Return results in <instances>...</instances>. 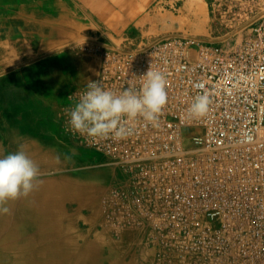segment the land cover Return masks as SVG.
<instances>
[{
  "label": "built area",
  "instance_id": "1",
  "mask_svg": "<svg viewBox=\"0 0 264 264\" xmlns=\"http://www.w3.org/2000/svg\"><path fill=\"white\" fill-rule=\"evenodd\" d=\"M252 18L236 46L170 34L105 48L76 92L77 103L89 81L139 90L150 68L166 77L158 127L138 117L126 139L73 132L118 171L113 221L142 224L164 264H264V13ZM200 94L209 110L190 118Z\"/></svg>",
  "mask_w": 264,
  "mask_h": 264
},
{
  "label": "rangeland",
  "instance_id": "2",
  "mask_svg": "<svg viewBox=\"0 0 264 264\" xmlns=\"http://www.w3.org/2000/svg\"><path fill=\"white\" fill-rule=\"evenodd\" d=\"M172 1L177 4L172 9L168 6L162 8L163 13L155 19L156 31L140 35L133 30L132 37L115 38L113 45L103 39L92 18L76 0H0L1 157L13 153V139L21 127L27 130L31 125H41L52 118L71 130L66 109L76 104L79 86L99 74L103 49L126 43L131 38L142 40L170 34L192 35L222 44L230 38V45L236 46L243 35L241 24L253 19L252 14L264 13V0ZM244 1L248 2L245 6L251 3L255 6L253 10H247L248 15L245 16L240 14ZM67 8H70L69 12ZM148 11L143 9L146 15ZM16 12L27 17L37 16L39 30L36 42L30 38V31L25 29H22L19 39L18 32L15 34L20 30L19 23H14L13 33L5 24ZM73 154L72 151L68 153L69 156ZM83 166L84 163L78 159L67 157L61 162L50 163L49 168L41 166L39 179L53 178L60 173H76ZM86 172L81 171V175ZM71 190L74 196L66 202L63 218L66 224L78 223L70 213L76 201ZM102 262L109 264V259Z\"/></svg>",
  "mask_w": 264,
  "mask_h": 264
},
{
  "label": "crops",
  "instance_id": "3",
  "mask_svg": "<svg viewBox=\"0 0 264 264\" xmlns=\"http://www.w3.org/2000/svg\"><path fill=\"white\" fill-rule=\"evenodd\" d=\"M76 1L92 18L103 39L113 45L116 43L115 38L131 36L133 30L140 35L156 31L154 22L163 13L162 8L166 9L168 6L172 9L177 4L172 0ZM245 2L242 11L253 10L255 6L252 3L245 6L248 3ZM69 9L67 8L68 12ZM143 9L149 10L147 15L143 13ZM17 15L22 16L21 12H16L9 22ZM29 17L35 20V24L31 23L29 34L36 42L38 18L33 15ZM8 27L13 33L14 26ZM22 29L28 30L20 26V30L15 31V34L18 32L20 35V40ZM66 127L63 122H55L49 118L45 123L31 125L27 130L21 127L20 133L14 136L13 153L22 145L40 170L41 166L49 168L50 163L72 157L84 163V170L81 171H87L84 176L79 171L39 179L40 183L35 191L28 197L17 199V210L25 212L24 215L29 211L31 217L28 222H20L19 243H30L33 250L45 244L47 251L50 244L60 245L67 264H77L79 260L82 264H103L102 260L105 258L109 259V264H164L158 247L142 224L132 218L127 222L113 221V217H120V212L115 209L112 193L113 188L122 183L118 171L102 153L80 145ZM71 151L74 154L69 156ZM77 151L80 154L77 155ZM71 188L76 201L70 213L78 219V223L66 224V219L63 220L66 202L74 196Z\"/></svg>",
  "mask_w": 264,
  "mask_h": 264
},
{
  "label": "clouds",
  "instance_id": "4",
  "mask_svg": "<svg viewBox=\"0 0 264 264\" xmlns=\"http://www.w3.org/2000/svg\"><path fill=\"white\" fill-rule=\"evenodd\" d=\"M139 90L126 88L119 95L104 89L99 81H89L87 91L71 109H66L74 133L93 138L126 139L134 134L128 125L138 117L158 127L159 115L168 102L167 80L163 73L148 70ZM210 105L207 94L195 96L187 109L190 118L204 117ZM39 166L21 145L14 153L0 157V213L9 214L6 205L28 197L40 183Z\"/></svg>",
  "mask_w": 264,
  "mask_h": 264
},
{
  "label": "bare ground",
  "instance_id": "5",
  "mask_svg": "<svg viewBox=\"0 0 264 264\" xmlns=\"http://www.w3.org/2000/svg\"><path fill=\"white\" fill-rule=\"evenodd\" d=\"M15 22L20 23L23 28H28L29 31H31V23L35 24V20L30 17H20V15L5 24L13 26ZM16 205L17 200L10 201L6 205L10 208V213H0V264H67L64 262L67 260L62 256L60 245L52 246L50 244L47 251L45 244L39 245L33 250L30 243L27 245L19 243L20 222H28L31 217L29 211L24 215L25 212L18 211ZM77 264H82L81 260Z\"/></svg>",
  "mask_w": 264,
  "mask_h": 264
}]
</instances>
